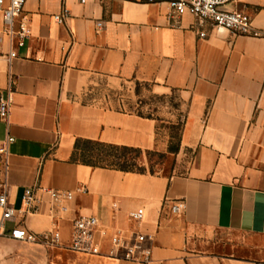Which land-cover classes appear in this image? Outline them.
I'll return each instance as SVG.
<instances>
[{"label":"crops","instance_id":"0c3cea01","mask_svg":"<svg viewBox=\"0 0 264 264\" xmlns=\"http://www.w3.org/2000/svg\"><path fill=\"white\" fill-rule=\"evenodd\" d=\"M64 7L70 16L58 23ZM228 9L248 14L260 35L218 32L191 15L171 24L162 3L27 1L30 37L10 67L0 62V99L11 101L8 119H0V144L14 139L8 156L0 154V184L8 185L15 210L0 227V264H142L113 257L109 244L102 255L70 251L80 216L97 217L109 234L154 236L148 264H264V0ZM125 84L176 93V112L145 116L127 109L124 98H107ZM180 121L183 173L123 172L75 160L78 141L169 154L161 127ZM32 187L73 193L69 211L53 221L50 197L40 193L39 213H25L24 192ZM176 203L184 205L181 213H172ZM139 209L144 219L132 221ZM18 225L37 234L57 228L61 242L14 240ZM214 231L258 244L205 235Z\"/></svg>","mask_w":264,"mask_h":264},{"label":"built area","instance_id":"2783aa9c","mask_svg":"<svg viewBox=\"0 0 264 264\" xmlns=\"http://www.w3.org/2000/svg\"><path fill=\"white\" fill-rule=\"evenodd\" d=\"M28 0H0V62L5 61L10 67L19 56V50L26 45L30 37V22L25 14V5ZM146 3H162L169 8L167 19L174 24L185 15L194 17L199 26L208 25L218 32L229 31L235 35L259 36L254 30L252 18L240 11L229 10V6L243 3L244 0H140ZM86 0H81L85 3ZM70 16L64 7L60 14L55 15L58 23H64ZM102 26L101 23L98 24ZM207 33L200 32V37L205 38ZM8 49L4 51V47ZM12 82V80H11ZM11 108L10 100L0 99V119L7 120ZM13 138H8L4 145L0 144V154L8 156V145L13 143ZM50 197V216L53 221H58L69 211L68 204L73 200V193L56 191L42 187L28 188L24 192V212L37 214L43 202L42 195ZM184 209L182 203L172 206V213L178 214ZM145 212L139 209L130 213V219L142 222ZM15 210L9 203V187L0 184V227L14 219ZM14 240L57 247L61 242V234L57 228L42 234L28 231L18 225L11 232ZM106 240L108 242H106ZM154 236L132 231L129 234L121 230H114L109 234L107 230L100 229V221L95 216H80L72 223L71 239L68 249L83 255H102L106 244L111 247L110 254L118 259L128 262L148 264L152 260V245Z\"/></svg>","mask_w":264,"mask_h":264},{"label":"rangeland","instance_id":"374dc122","mask_svg":"<svg viewBox=\"0 0 264 264\" xmlns=\"http://www.w3.org/2000/svg\"><path fill=\"white\" fill-rule=\"evenodd\" d=\"M118 93L115 95H106L107 98L113 99L115 103H118L122 98L126 99L127 109L136 110L140 114L145 116H157L162 114L174 113L178 107V96L176 93L170 95H155L147 86L137 85H122ZM129 89V90H128ZM105 95V94H104ZM99 96V95H98ZM110 96V97H109ZM183 123L176 122V124L165 123L162 125L163 138L169 140V154H162L153 151H141V152H127L124 151H111L107 148L101 147H81L77 153V157H81V154L89 152L90 155L98 156L102 155H116L117 161H128V165L132 167L136 172L150 173V174H162V173H183L187 166V158L185 153L178 158V151L181 143ZM175 153L176 155H171ZM124 155L126 157L124 158ZM206 236L214 237L220 241L233 244H258V240L252 237L242 236L236 233H222V232H208Z\"/></svg>","mask_w":264,"mask_h":264},{"label":"trees","instance_id":"16d2710c","mask_svg":"<svg viewBox=\"0 0 264 264\" xmlns=\"http://www.w3.org/2000/svg\"><path fill=\"white\" fill-rule=\"evenodd\" d=\"M81 147H101V148H107L111 151L122 150L125 152V154H127V152H141L140 150H136V149L105 146L101 143H94L91 141H78L75 146V150L77 151L76 153L80 151ZM75 156H76L75 160L77 162L90 165L93 167L109 168V169L120 170L123 172H136L132 167H130V165H128V161H124V162L117 161L116 159H118V157L116 155L111 154V155H108V157L107 156L103 157L102 155L93 156V155H90L89 152L87 151L81 154V157H77V154ZM125 157L126 155H124V158Z\"/></svg>","mask_w":264,"mask_h":264}]
</instances>
